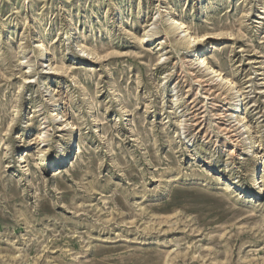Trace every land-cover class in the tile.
Returning <instances> with one entry per match:
<instances>
[{
  "label": "rangeland",
  "instance_id": "obj_1",
  "mask_svg": "<svg viewBox=\"0 0 264 264\" xmlns=\"http://www.w3.org/2000/svg\"><path fill=\"white\" fill-rule=\"evenodd\" d=\"M0 264H264V0H0Z\"/></svg>",
  "mask_w": 264,
  "mask_h": 264
},
{
  "label": "bare ground",
  "instance_id": "obj_2",
  "mask_svg": "<svg viewBox=\"0 0 264 264\" xmlns=\"http://www.w3.org/2000/svg\"><path fill=\"white\" fill-rule=\"evenodd\" d=\"M168 22H169L168 24H170V26L175 29L177 36H182L185 33L187 34V30H188L187 27L178 18L172 17V18H170L168 20ZM173 28H171V29H173ZM70 31L71 32L75 31V28H74L72 23L70 24ZM149 35H150L149 32L147 30H144V32H143V34L141 36V40H145V39L149 38ZM204 39H205V35H199L196 32H190L189 34L186 35L184 40H185L186 45L189 48V52H188L187 58L190 61H194L199 68H203L205 70L207 69L208 71H210L212 74L215 75V74H217V71L216 72L213 71V70L211 71L210 68L208 67V64L206 63V59H204V57H203V55L206 53V48H205V46L203 44ZM39 48H42V45H39ZM46 53H47L46 49H42L39 52L40 57L44 58L46 56ZM225 83L229 84V80L226 79ZM237 103H238L237 101L233 102V104H232V113H235L238 110L239 105ZM58 117H59V114L56 113V114H54V116H52V119L56 120V119H58ZM44 119L45 118H43V121H45ZM244 128H246V127L243 126L241 128V130L244 131L243 130ZM42 134H43V136L41 138L43 139L44 136L46 135V133L43 132ZM43 142H44V140H43ZM247 148L250 149L249 147H247ZM253 164L254 165H253L252 170H251V172L249 174V179L251 181V185H253L254 187H257L258 190H259L258 192L261 193L262 192L261 191V186H260L261 185L260 183H262L260 181V174H261V169H260L261 166H260V164L261 163H260L259 158H257L254 161ZM52 165H49L50 166L49 168H52ZM238 187L234 186L233 184L229 185V189L231 191H236V193L238 195H241L242 192L240 191V189Z\"/></svg>",
  "mask_w": 264,
  "mask_h": 264
}]
</instances>
